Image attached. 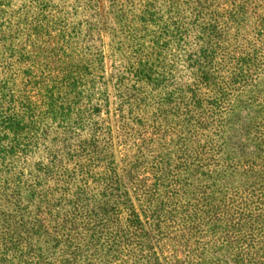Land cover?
<instances>
[{"label": "rangeland", "instance_id": "obj_1", "mask_svg": "<svg viewBox=\"0 0 264 264\" xmlns=\"http://www.w3.org/2000/svg\"><path fill=\"white\" fill-rule=\"evenodd\" d=\"M201 1L202 15L196 7ZM244 1L0 0V121L18 116L25 127L17 153L6 162L0 159V194L8 181L21 184V194L9 192L11 198L6 199L20 207L12 216L15 221L24 216L30 228V219L49 213V208L45 212L46 207L38 206L49 192L55 193L50 207H58L56 214L63 217L77 187L90 190L87 204L93 212L110 167L127 178L139 151L152 158L159 153L155 140L165 136L166 122L158 125V112L162 106L173 126L185 112L181 95L188 101L194 89V54L200 50L197 39L204 27L220 32L215 76L234 72L236 61L246 55L264 58V0ZM204 14L205 21L199 20ZM155 42L159 49L152 59ZM257 74L259 79L243 90V100L264 110V68ZM65 78L71 81L64 83ZM53 88L63 100L60 104L73 112L70 121L50 113L48 92ZM202 90L203 99L211 101L213 89ZM252 113L239 105L225 118L239 130L250 124ZM168 130L167 146L174 151L171 143L176 139ZM83 143L97 148L89 155L79 151ZM69 144L74 145L72 162L65 149ZM53 160L62 163L53 165ZM41 165L49 166L50 174L41 172ZM130 195L146 222V200L138 201L131 187ZM2 204L0 199V236L5 228ZM160 245L163 248V242ZM155 250L159 254L160 249ZM56 256L59 252L51 250L43 254L50 263Z\"/></svg>", "mask_w": 264, "mask_h": 264}, {"label": "trees", "instance_id": "obj_2", "mask_svg": "<svg viewBox=\"0 0 264 264\" xmlns=\"http://www.w3.org/2000/svg\"><path fill=\"white\" fill-rule=\"evenodd\" d=\"M203 5L201 1L196 6L200 15ZM200 15L198 19L205 21L206 14ZM202 33L203 37L197 39L200 50L194 54V89L188 101L185 94L181 95L185 112L178 114L173 126L161 106L158 125L166 122V128L165 136L155 140L159 153L152 158L139 151L126 170L127 178L110 167L96 197L100 204L93 212L87 204L90 190L86 188H76L72 199L67 200L70 208L63 217L56 214L58 207H50L55 193L49 192L38 206L50 212L30 219L31 227L27 228L24 216L19 222L12 217L21 212L17 202L6 200L11 198L9 192L12 196L21 194V184L6 183L0 194L5 218L0 264L15 260L18 264H264V110H255L243 100L242 93L255 77L259 79L257 72L264 68V58L246 55L236 61L234 72L215 76L220 32L204 27ZM151 49L148 52L153 59L159 49L157 42ZM202 87L213 89L211 101L203 99ZM56 89L48 92V109L70 121L73 112L60 104L63 100L56 98ZM239 105L252 110L253 117L248 126L236 130L225 117ZM23 124L24 119L18 116L0 121L2 161L17 153ZM168 127L176 139L171 143L174 151L167 146ZM4 140L10 149H6ZM72 146L65 147L71 162L75 159ZM95 148L91 143L78 146L89 155ZM57 162L53 160V165L62 163ZM41 166V172L50 174L49 166ZM128 185L138 201L146 200L147 211L142 208L146 222L133 205ZM45 250L59 252L55 262L44 259Z\"/></svg>", "mask_w": 264, "mask_h": 264}]
</instances>
